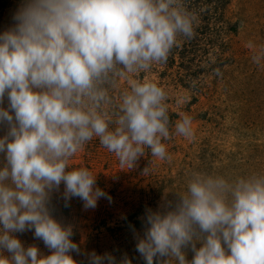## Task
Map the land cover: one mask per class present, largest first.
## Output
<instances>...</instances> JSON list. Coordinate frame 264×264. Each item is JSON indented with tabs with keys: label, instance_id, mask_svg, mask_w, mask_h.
Returning a JSON list of instances; mask_svg holds the SVG:
<instances>
[{
	"label": "clouds",
	"instance_id": "9594fccd",
	"mask_svg": "<svg viewBox=\"0 0 264 264\" xmlns=\"http://www.w3.org/2000/svg\"><path fill=\"white\" fill-rule=\"evenodd\" d=\"M14 20L0 33V264H82L53 193L63 185L65 207L72 198L85 210L111 202L97 175L70 166L94 138L121 169L135 170L146 149L170 160L164 141L193 137L192 117L171 125L166 91L135 77L165 63L193 35L196 17L183 0H26ZM246 47L260 66L264 44ZM169 193L146 209L135 235L145 264H264V175L194 171L184 191ZM29 231L50 254L17 237ZM86 256L87 264H118L108 252Z\"/></svg>",
	"mask_w": 264,
	"mask_h": 264
},
{
	"label": "rangeland",
	"instance_id": "374dc122",
	"mask_svg": "<svg viewBox=\"0 0 264 264\" xmlns=\"http://www.w3.org/2000/svg\"><path fill=\"white\" fill-rule=\"evenodd\" d=\"M22 5L4 10L0 33L14 27V16ZM226 17L238 24L237 32L229 35L235 64L219 75L194 105L187 107L192 91L205 88L212 80L206 75L191 80L203 65L195 63L187 73H182L177 67L164 72L159 64H154L143 72L142 79L135 77L158 84L167 93L168 109L182 110L185 112H180V116L192 117V138L173 134L164 141L170 160H158L147 150L135 170L121 169L115 155L94 138L70 161L71 167H87L97 175V186L112 198L111 202L101 198L95 209L88 210L78 198L69 202L71 218L62 222L73 226L72 239L82 249V254H74V259L82 264H87L86 254L92 251L100 255L111 253L118 264L125 255L131 264H145L135 248V235H143V228L116 232L110 229L122 226L121 222L129 215L145 214L148 208L156 210L165 193L184 191L194 171L229 180L264 175V62L260 66L253 63L251 51L246 47L250 41L255 45L264 44V0H229ZM197 48L202 53L203 43L199 42ZM201 70L209 73V66ZM181 84L189 86L190 90ZM125 87L126 82L121 80L120 88ZM4 131L0 128V136ZM145 167L149 169L147 174L142 172ZM62 193L63 185L60 192L53 193V206L57 200L64 201ZM168 197L171 199L172 194ZM19 239L26 246L36 244L42 253L50 254L42 241L34 239L31 231ZM192 255L189 251L188 259Z\"/></svg>",
	"mask_w": 264,
	"mask_h": 264
},
{
	"label": "trees",
	"instance_id": "16d2710c",
	"mask_svg": "<svg viewBox=\"0 0 264 264\" xmlns=\"http://www.w3.org/2000/svg\"><path fill=\"white\" fill-rule=\"evenodd\" d=\"M25 2L26 0H0V26L5 9L9 7L18 8L21 3L24 4ZM183 5L188 12L196 17L193 35L190 38H181L179 45L171 50L167 61L159 65L163 68L164 72L177 67L182 73H187L195 63H198L200 67L203 65L202 68L209 66V73L199 68V71L195 72L191 78L194 81L199 76L202 75L204 77L206 75L212 77V80L208 81V86L205 88L192 91V100L187 104L189 108L198 101L199 96L205 90H209L210 85L216 81L219 75L224 73L227 68L234 66L235 58L231 49V38H229V35L237 32L238 24L231 23L226 17L229 0H183ZM199 42H202L204 45L202 53L197 48ZM143 77V72L138 74V78L142 79ZM181 87L190 90L189 86L181 84ZM112 95L116 96L118 93L113 92ZM180 112L185 111L173 112L168 109L171 125L174 126L175 122L180 119ZM145 152L147 153V149ZM54 206L56 207L54 210L57 219L62 221L65 218H71V208L65 207L64 201L59 202L57 200L54 202ZM144 216V213L129 215L121 222L122 226L115 230H110L116 232L122 229H142V218ZM23 234L18 233L17 237L21 238Z\"/></svg>",
	"mask_w": 264,
	"mask_h": 264
}]
</instances>
